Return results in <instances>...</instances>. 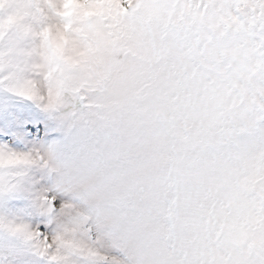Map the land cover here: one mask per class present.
Segmentation results:
<instances>
[{
	"label": "snow or ice",
	"instance_id": "snow-or-ice-1",
	"mask_svg": "<svg viewBox=\"0 0 264 264\" xmlns=\"http://www.w3.org/2000/svg\"><path fill=\"white\" fill-rule=\"evenodd\" d=\"M0 264H264V0H0Z\"/></svg>",
	"mask_w": 264,
	"mask_h": 264
}]
</instances>
